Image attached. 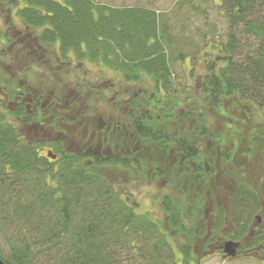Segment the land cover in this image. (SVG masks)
<instances>
[{"label": "trees", "instance_id": "1", "mask_svg": "<svg viewBox=\"0 0 264 264\" xmlns=\"http://www.w3.org/2000/svg\"><path fill=\"white\" fill-rule=\"evenodd\" d=\"M3 1L16 32L0 31V109L12 112L16 98L53 97L62 107L69 98L78 105L74 116L56 105L41 118L13 116L61 136L56 160L0 119V178L12 185L30 174L43 185L32 204L44 263L122 264L119 248H138L132 264H192L227 240L264 244V0H221L231 23L226 43L214 45L218 67L207 66L201 91L184 97L175 91L170 53L177 47L157 12L94 0ZM35 60L47 67L42 76L58 79L50 90L47 82L39 91ZM75 61L77 69L99 63L121 75L116 93L123 105L110 99L109 118L97 113L96 99L106 97L97 86L76 79L67 93ZM25 113L20 106L18 114ZM213 113L228 124L214 128ZM125 180L161 182L168 190L158 196L166 222L136 212L124 197ZM256 216L262 220L254 227ZM170 239L180 242L182 263ZM31 247L12 243L11 262L0 257L29 264Z\"/></svg>", "mask_w": 264, "mask_h": 264}, {"label": "rangeland", "instance_id": "2", "mask_svg": "<svg viewBox=\"0 0 264 264\" xmlns=\"http://www.w3.org/2000/svg\"><path fill=\"white\" fill-rule=\"evenodd\" d=\"M94 1L115 8L139 7L157 12L160 16L161 23L168 26L177 47V49L172 51V54L170 53V55H172L171 59H175L173 71L176 94L184 97L193 92L199 93L203 81L205 80L204 74L207 72L206 67L209 65L218 67L216 63L221 57L216 48L221 47L224 42L226 43L231 23L227 12L228 8L221 0ZM4 2L5 1L0 0V31H6V28H9V35H13L16 32V28H10V23H8L4 17ZM16 24L20 25V22L16 20L15 26ZM243 41H245V39ZM246 44L250 46L252 42L248 41ZM180 51L187 55L186 59L183 61L178 57V52ZM246 51H249V49H246ZM98 64L99 63L87 62L86 66L81 65V68L77 69L76 67H80V65L75 61L74 67L77 71L74 72V77H67L65 83L67 85V93L74 90L76 79L85 80V82L106 89L104 92L106 96L105 101H98L99 99H96L97 113L105 120L109 118L107 115L110 114L111 111L114 112L112 106H110L109 100L120 90L119 81H121L122 77L113 70L106 69L102 66L100 67ZM221 65L220 63L219 66ZM31 66L35 74L38 75L37 86L40 88L39 91L43 87L45 89V84L47 82L48 86H50L49 90L59 82L56 78L51 81L44 77L47 67L43 64L38 68L39 60H35ZM41 72H45L43 76ZM50 78L53 77L50 76ZM39 79L42 80L41 84H39ZM112 86H114L112 91L107 90ZM135 89L141 91L144 90L145 87L136 85ZM78 93L81 94V92ZM117 103L123 105L122 99H119ZM73 105L72 114L74 116L76 115L75 109L78 105L76 102H74ZM116 113L117 115L119 114L118 112ZM209 116L210 122L217 130L224 128V125L228 124H225V118L223 119L216 113ZM1 118L16 125V127L22 131L25 138L38 144L37 147L42 157H47V152L53 150L56 141H60L61 139V136L58 137L46 128L45 132L47 131V133L44 134L43 129L39 128V124L31 123L28 125L23 119L19 120L10 116V112L6 110L0 109V119ZM232 126L234 127L235 125ZM259 164V159L254 161L251 165L252 170H256L257 172ZM14 179L17 181L12 185L8 178L0 180V255L5 260L11 262V244H19L22 241L24 244H32V261L29 262V264H46L43 262L42 257H39V226L37 220L33 221V218H37L38 216V210L32 204L33 202H39V192L42 191L43 185L30 174ZM125 181L127 184H124L122 187L123 192H125L124 197H126V193L129 194V200H131L132 206L135 208L136 212L142 215L147 214L158 222H166V217L159 205L160 201H158V196L161 193H168V190L161 189V182L154 180L146 185L134 181L130 182L129 180ZM244 218L246 219V215ZM229 231L231 232L232 228H230ZM226 239L230 238L227 237ZM170 242L178 261L182 263L180 242H176L174 239H170ZM138 250L140 249L127 250L119 248L121 263L132 264L130 259H133L134 253ZM198 260V263L192 264H264V244L262 245L260 253L256 254L252 252L250 254H245L241 252L240 256L234 259L226 258L223 253L217 252L216 247H213L209 249L208 253L203 258H198ZM56 263L58 264V262Z\"/></svg>", "mask_w": 264, "mask_h": 264}, {"label": "flooded vegetation", "instance_id": "3", "mask_svg": "<svg viewBox=\"0 0 264 264\" xmlns=\"http://www.w3.org/2000/svg\"><path fill=\"white\" fill-rule=\"evenodd\" d=\"M113 89H114V86L108 88L107 90H111L112 91ZM99 90H101L102 92L106 91V89H102V88H99ZM117 96H118V93H115L112 96L111 99H115V98H117ZM117 100H119V98H117ZM69 101L72 102V99L68 98V100L64 101V107H62L61 105H58L57 103H54V98L53 97H51L48 101H46V103H43V101L39 100V98H37L36 101H34L32 98H30V99L29 98H16V99H14V101H10L9 102L10 103L9 104L10 110H13L12 112H10V116H23V115H25V116H34L35 115L37 118H41L43 116V111L45 110V108L51 107V106H54V105H56L55 108H61L62 107V108H71V109H73L74 105H71L69 107V105H70ZM125 101H127V103H129L130 99H127ZM22 105L24 106L26 113L25 114H18V109ZM103 125H105V124H103ZM39 128L43 129L44 134L47 133V131L45 132L46 129L43 126L41 127L39 125ZM224 243L222 245H220V251H219V252H221L223 254H224V252H223ZM261 248H262V246L246 247L244 245H241V247L239 248V251H238V257L240 256L241 252L245 253V254H250L252 252L258 254V253L261 252Z\"/></svg>", "mask_w": 264, "mask_h": 264}, {"label": "water", "instance_id": "4", "mask_svg": "<svg viewBox=\"0 0 264 264\" xmlns=\"http://www.w3.org/2000/svg\"><path fill=\"white\" fill-rule=\"evenodd\" d=\"M47 156H48V158L53 159V160L57 159V155L54 154L52 150L48 151ZM261 220L262 219H261L260 216H256L253 226L255 227L256 225L260 224ZM240 247H241V243L240 242H236V241H233V240L226 241L224 246H223L224 255L227 258L234 259V258L237 257L238 250H239ZM0 264H6L1 257H0Z\"/></svg>", "mask_w": 264, "mask_h": 264}]
</instances>
